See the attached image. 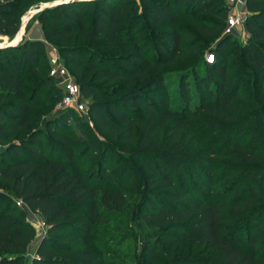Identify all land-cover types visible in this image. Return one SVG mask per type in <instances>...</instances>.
Here are the masks:
<instances>
[{"label":"trees","instance_id":"obj_1","mask_svg":"<svg viewBox=\"0 0 264 264\" xmlns=\"http://www.w3.org/2000/svg\"><path fill=\"white\" fill-rule=\"evenodd\" d=\"M39 1L0 0V35L12 38L23 12ZM247 8L248 37L240 49L257 75L255 105L263 115L264 0H247ZM228 13L227 0H86L35 17L81 79L82 93L93 97L88 113L98 130L122 139L127 149L140 127L132 155L150 171L140 224L151 264L186 241L203 246L201 257L159 264H264V151L259 141L247 144L246 135L239 137L261 113L240 106L241 86L229 77L227 53L237 36L224 32ZM148 24L159 29L142 40ZM195 34L217 37L207 52L215 60L206 57L192 81L185 73L168 79L166 68L189 54ZM48 71L42 39L0 49V141L27 133L0 146V182L9 189L0 188V264H22L35 236L16 198L39 211L48 227L31 264H110L87 242L95 222L104 218L99 204H125L123 181L120 188H103L99 203L94 173L85 171L92 159L86 165L79 159L80 150L82 155L86 148V159L98 150L82 148L86 137L70 132L72 109L39 124L34 109L54 92L48 91L54 82ZM194 92L198 98L191 105ZM201 112L234 124L223 147H194L192 119ZM103 150L96 174L106 178L115 165L109 161L112 149ZM68 239L84 245H68Z\"/></svg>","mask_w":264,"mask_h":264},{"label":"rangeland","instance_id":"obj_2","mask_svg":"<svg viewBox=\"0 0 264 264\" xmlns=\"http://www.w3.org/2000/svg\"><path fill=\"white\" fill-rule=\"evenodd\" d=\"M250 13L251 11L247 8L246 15L248 16ZM209 14L210 11H205L202 15ZM34 19L28 23L29 28L33 25ZM157 29L159 28H155L148 24L147 32L142 33L141 39H148ZM247 37L248 33L246 36L235 38V42H233L228 49L229 77L235 81L236 86H241L240 91L242 93V100L239 101L240 106L246 107L247 113L255 114L257 111L261 113L256 116V122H253L248 128L241 131L239 137L246 135L247 144L253 141H259L258 145H260L264 151V114L262 115L263 109L261 105H255L258 102L257 93L260 84L257 80V75H255L253 70V65L245 61L241 55L240 49L241 44L247 39ZM216 38L217 37H204L195 34L194 39L197 41V44L190 49L189 54L185 58L178 60L172 67L166 68V77L168 79H180L179 75L185 73L186 76L184 78L192 81L194 79V75L192 74L193 71H197V73L201 74L204 60L208 55L207 52L209 47L217 42L218 39ZM10 39L12 38L9 37L6 40L8 41ZM46 48L48 51L49 62V58L55 54L56 50L59 51V49L55 44L49 41L46 42ZM70 71L72 72L71 69ZM49 73L50 72L48 71V75ZM72 73L77 82L81 84V79L74 72ZM189 74L191 75L189 76ZM55 84H57V86H55ZM192 87H194L193 84ZM172 88L177 89V83L174 84ZM48 91L54 92L48 98V103H44L34 109V116L36 119L39 118V124H41L44 122L45 118L55 116L59 110L65 108L72 109L73 113L69 118L70 132L86 137L84 143L81 144L82 148L86 146L89 149L95 146L98 150L94 158L88 159L84 157L85 154L88 153L87 151L85 152L86 148L84 152L82 151V155L81 150L79 152L81 164L86 165L89 160L92 159V162L85 166V171H91L94 173L92 179L94 184L98 187L96 195L98 202L100 201L103 188L110 186L120 188V182L123 181L121 189H123L126 197L125 204L121 208L110 209L99 202V210L102 211L104 218L95 222L93 232L87 245L97 250L110 264H151L150 257L146 251L142 226L140 224L142 203L147 196L149 188L147 181L150 177V171L145 168V165L142 162L135 160L132 155V151L137 147V141L141 134L140 127L137 128L135 140L132 143H129V145H127L128 148L126 149L125 142L122 139L111 138L105 133L100 132L97 128L96 122L89 113L80 112L73 107L63 104L64 90L59 78L54 76V82L50 84ZM171 95L169 96L171 97ZM197 98L198 94L194 92V96L191 99V105L194 104V101ZM82 99L88 106L94 100L93 97H87L84 94L82 95ZM179 99L180 96L178 97V102L181 100ZM192 121V126H194L195 129L190 136L192 137L193 145L196 148H202L208 144L215 145L217 148L223 147L230 129L235 127L234 124H231L229 121H223L213 114L204 112L199 113L192 119ZM32 128L33 127H31V129ZM26 134V130L17 132L7 141H0V146L6 145L10 141H18ZM106 146L112 149L109 161L110 164L115 165V168L108 171V176L106 178H101L98 177V174L96 173L99 172L97 170L100 164V153L104 151L103 148ZM219 159L223 160L224 157L220 156ZM110 176H112V178H110ZM0 188L6 191L9 190L8 187L1 184V182ZM18 200L19 199L16 198L17 205L25 210L27 219L35 229V236L27 243L25 257L22 263L31 264L33 257L37 255V248L42 237L48 232V227L43 215L39 211L32 209L27 204H20ZM62 234L63 233H59L58 235ZM65 242L68 245L76 243L70 239L65 240ZM76 244L78 248L84 245L78 242ZM202 247L203 246H194L192 241L178 242L173 246L171 252L163 255L153 264H159L163 260L172 257L188 258L190 256H198V252Z\"/></svg>","mask_w":264,"mask_h":264},{"label":"built area","instance_id":"obj_3","mask_svg":"<svg viewBox=\"0 0 264 264\" xmlns=\"http://www.w3.org/2000/svg\"><path fill=\"white\" fill-rule=\"evenodd\" d=\"M227 2L229 4V14L225 33H230L237 37L246 36L247 0H227ZM207 60L213 62L215 60V53H209ZM49 63L50 74L59 78L62 84L64 90L63 104L73 107L80 112L88 113L89 106L82 99L81 85L75 79L58 50L49 58ZM18 201L20 204H26L22 199Z\"/></svg>","mask_w":264,"mask_h":264},{"label":"water","instance_id":"obj_4","mask_svg":"<svg viewBox=\"0 0 264 264\" xmlns=\"http://www.w3.org/2000/svg\"><path fill=\"white\" fill-rule=\"evenodd\" d=\"M77 1H86V0H45L34 3L28 9H26L21 15V21L17 32L12 36V39L8 41L0 40V49H5L8 47L18 46L25 38L27 37V26L28 23L37 17L38 14L45 10L55 8L61 4L77 2Z\"/></svg>","mask_w":264,"mask_h":264},{"label":"crops","instance_id":"obj_5","mask_svg":"<svg viewBox=\"0 0 264 264\" xmlns=\"http://www.w3.org/2000/svg\"><path fill=\"white\" fill-rule=\"evenodd\" d=\"M26 34H27V37H29L31 39H42L45 42L48 41L46 39V37H45V34H44V30L42 28V25H41V23H40V21L38 19H34V23L31 26V28H29L27 26V32H26Z\"/></svg>","mask_w":264,"mask_h":264},{"label":"bare ground","instance_id":"obj_6","mask_svg":"<svg viewBox=\"0 0 264 264\" xmlns=\"http://www.w3.org/2000/svg\"><path fill=\"white\" fill-rule=\"evenodd\" d=\"M8 38V36H2V35H0V39L3 41V40H5V41H7L6 39Z\"/></svg>","mask_w":264,"mask_h":264}]
</instances>
